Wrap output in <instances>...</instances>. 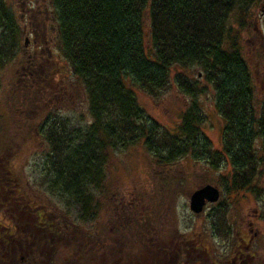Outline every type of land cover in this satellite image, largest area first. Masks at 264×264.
I'll list each match as a JSON object with an SVG mask.
<instances>
[{
    "label": "trees",
    "instance_id": "16d2710c",
    "mask_svg": "<svg viewBox=\"0 0 264 264\" xmlns=\"http://www.w3.org/2000/svg\"><path fill=\"white\" fill-rule=\"evenodd\" d=\"M260 1L19 0L26 12L22 19L8 0H0V70L20 53L21 23L39 16L33 11H44L38 26L43 22L67 66L65 71L58 61L54 76L38 72V95L33 87L26 92L40 106L38 134L48 148L37 164L41 192L61 206L44 205L42 193L31 196L29 188L23 214L16 204H7L14 226L3 236L4 245L0 242V264H16L21 241L22 264H161L174 255L179 259L173 264H228L236 241L222 255L200 237L186 241L177 228V197L194 190L182 171L188 158L212 170L229 162L231 179L219 183L228 192L248 188L264 173V102L258 106L255 99L243 48L251 39L256 60L264 58V29L256 26L252 12ZM48 17L54 31L46 27ZM177 67H197L204 83L176 75L192 102L171 130L146 114L136 94L160 96ZM59 75L65 84H59ZM56 78L58 88L51 80ZM209 89L225 121L220 150L203 131L199 97ZM77 106L86 107L90 123L75 114ZM20 126H0V152H13L28 140L23 143L12 132ZM133 147L144 151L149 169L136 182L150 186L136 185L126 197L121 176L112 169L117 152ZM224 209L219 206L212 224L221 222L215 232L230 240Z\"/></svg>",
    "mask_w": 264,
    "mask_h": 264
},
{
    "label": "rangeland",
    "instance_id": "374dc122",
    "mask_svg": "<svg viewBox=\"0 0 264 264\" xmlns=\"http://www.w3.org/2000/svg\"><path fill=\"white\" fill-rule=\"evenodd\" d=\"M8 1L11 5H13L12 7H14L13 10L16 15L23 19L26 12L24 11L25 9L21 7L19 0ZM43 12L44 11H33L32 14L33 16L35 13L38 14L39 16L37 18L41 21L43 19ZM252 12L254 16V23L258 28L263 30L264 0L258 2L252 9ZM45 13H48V11H45ZM30 17L31 15L27 19V23H21L23 35L20 53L12 63L0 70V126L6 125L9 128H12L15 126L16 122L19 124L22 123V126L15 128L12 132L17 133L18 136L20 135V140H22L23 143L27 139L28 140L19 148L14 146V151L8 153L10 163L9 168L16 178L20 176V181H24V188H29V192H31L30 195L35 197V195H40L43 189L41 175L37 164L41 163V156L48 152V148L46 143H42L43 141L38 134L41 121L39 118L41 114V110H39L40 106L39 104L33 102L34 100H32V96H26L27 87L29 89L33 87L35 90L33 79L38 78V76H35L29 81L26 77V74L30 72L28 68L31 57L35 51V44H33V41L37 40L39 45L45 48L43 50L45 51L44 53H42V51L38 54L40 58L38 63L41 65L39 73L41 72V75L43 73H50L51 76H54V71L57 68L58 61L63 66L65 65V67H63L65 71L67 70V66L66 63L60 60V52L52 45L51 37L47 30L44 29L43 22L40 29L35 20L30 22ZM24 19H26V17ZM51 24L53 27L55 26V24L52 23L48 17L46 27L49 28ZM251 27L252 26L250 24V28ZM31 30H34V32H31ZM35 32L36 35H34ZM28 40H30L29 48L26 47ZM260 43L264 45L263 42L260 41ZM253 46L254 44L251 39L244 40V56L249 63V67L254 78L253 80L256 94L255 99L259 106L264 102V58H257L256 60V56L253 53ZM51 52L53 56L50 54ZM178 73L186 75L189 79H198L200 82L204 83L202 72L197 67H177L172 72L169 88L160 96L152 98L150 95L140 91L136 94L139 105L146 112V114L150 115L157 122L164 124L165 127L171 130L179 125L178 123H180L182 113L188 110L192 102V97L181 92L176 83V75ZM59 74L63 73L59 72ZM197 74L200 75L198 78ZM41 75H39L40 78ZM63 75L66 76L65 73ZM40 78L38 79L41 81ZM58 78L61 79V75H59ZM51 80L54 84L56 83L55 85L57 88L60 87L58 86L57 78ZM60 83L65 84L66 82L61 79L59 80V84ZM31 84L33 86H30ZM40 86L41 85H39V88ZM39 88L34 92L35 96L38 95L40 91ZM199 100L203 106L206 116L203 131L209 141L212 142L213 148L220 150L222 148V129L225 121H223L215 109L213 91L209 89L205 95L199 97ZM75 114L77 116L82 115V118H84L86 122H91V118L88 115L85 106H77L75 108ZM19 116L22 119H18L17 117ZM31 128H33L32 131H34L33 135ZM261 148V141L257 140V151ZM114 158L116 161L112 170L121 176L120 178L123 186H121L120 189L122 190V195L124 194V196L128 197L136 185L141 186L144 184L143 188H149L150 185H145L143 181L140 182L138 180L139 182H136L140 174L141 176H146L149 172L148 167H146L145 153L141 148L133 147L123 152H117V155ZM127 168L129 171H127ZM182 171L189 174V180L193 183L194 187V190L188 196L181 194L177 197V228H179V231L184 234V237L187 239L186 241L195 239L198 240L200 237V242L206 243L211 250H216L222 255V253H225L226 250L231 249V245H233L235 238H237L239 233L249 231L253 228L254 232L258 230L261 233L259 234V237L263 243L260 247V255L262 256L264 263V173L262 176L258 175L253 181V184H251L248 188L241 191L231 190L228 192L227 188L221 187L219 183L222 181L223 177L231 179L232 173L230 172L232 169L229 162H223L220 165L219 170H212L205 163H199L192 160V158H188L183 163ZM260 171L264 172L262 169ZM133 180H135L136 183ZM197 182L200 183L201 187L212 185L218 187L221 191L220 200L215 204H209L206 206L204 212L199 215L200 217L193 214L189 206L191 194L195 190L201 188L198 186L196 188L195 184ZM46 196L47 194H41L44 205L52 204L53 209L57 208L58 205L61 206L57 198L52 196L55 200L50 202L48 199L46 200ZM220 205L225 208L226 223L230 226V229L233 232L231 235H234V238H230V240H227L228 237L223 238L222 236L224 235H217L215 232V228L220 227L221 222H219V225L217 222L214 227L212 224V219L217 220L215 213L219 211ZM252 221L254 224L251 227L249 224H251ZM223 229L227 228L224 227ZM230 253L231 251L229 254ZM230 258L231 256L228 260H226L228 264H231ZM178 259L179 257H175L174 255L173 257H166L160 262L161 264H173L177 262ZM12 264H14V262H12Z\"/></svg>",
    "mask_w": 264,
    "mask_h": 264
},
{
    "label": "flooded vegetation",
    "instance_id": "af4514ba",
    "mask_svg": "<svg viewBox=\"0 0 264 264\" xmlns=\"http://www.w3.org/2000/svg\"><path fill=\"white\" fill-rule=\"evenodd\" d=\"M48 19V18H47ZM46 19V21H47ZM35 21L37 22V26L40 24L39 19L35 18ZM51 30L54 31L53 25L51 24ZM31 32H34V30H31ZM36 35V32L34 33ZM52 45L55 47L54 39L51 38ZM30 40L27 41L26 47L29 48ZM34 46V54L31 57V61L29 64V71L26 74L27 80H31V78H34L35 76L40 78L39 76V70L41 68L40 58L38 54L42 52L45 48L41 47L39 45V42L37 40L33 41ZM43 51L42 53H44ZM40 65V66H39ZM34 78V84H35V91L39 88V79ZM8 153L7 152H0V242L4 245L3 236L7 235V230L14 226V219L7 211V204L14 205L16 204L18 210L23 214V208H24V181H20V176L17 178L15 175L10 171L9 168V159H8ZM20 213V214H21ZM19 216V215H18ZM254 224L252 221L251 224H249L251 227ZM19 230V229H18ZM259 234H261L258 230L254 232L253 228H251L249 231L241 232L239 235H237V238H235L236 246L234 250L231 251V263L232 264H257V262L263 263L262 256L260 255V247L263 242H261ZM22 234H20V239L22 240ZM259 237V238H258ZM231 238H234V235L231 236ZM234 241V242H235ZM19 250L16 252V264H22L24 261L23 258V248H22V241L19 243ZM6 252V250H5ZM9 257L6 254L5 261L7 262ZM18 259L19 262H18ZM7 264V263H4Z\"/></svg>",
    "mask_w": 264,
    "mask_h": 264
},
{
    "label": "water",
    "instance_id": "95a60500",
    "mask_svg": "<svg viewBox=\"0 0 264 264\" xmlns=\"http://www.w3.org/2000/svg\"><path fill=\"white\" fill-rule=\"evenodd\" d=\"M220 191L218 188L207 185L202 188L197 189L190 199V209L191 211L198 215L201 214L207 204L217 203L220 200Z\"/></svg>",
    "mask_w": 264,
    "mask_h": 264
}]
</instances>
